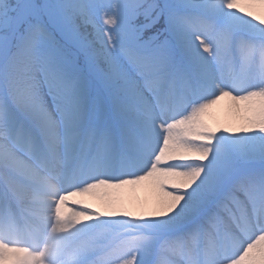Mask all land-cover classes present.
Wrapping results in <instances>:
<instances>
[{
	"label": "snow or ice",
	"instance_id": "1",
	"mask_svg": "<svg viewBox=\"0 0 264 264\" xmlns=\"http://www.w3.org/2000/svg\"><path fill=\"white\" fill-rule=\"evenodd\" d=\"M0 264H264V0H0Z\"/></svg>",
	"mask_w": 264,
	"mask_h": 264
},
{
	"label": "bare ground",
	"instance_id": "2",
	"mask_svg": "<svg viewBox=\"0 0 264 264\" xmlns=\"http://www.w3.org/2000/svg\"><path fill=\"white\" fill-rule=\"evenodd\" d=\"M214 111H216L218 115H222V113H220L218 110H214Z\"/></svg>",
	"mask_w": 264,
	"mask_h": 264
}]
</instances>
